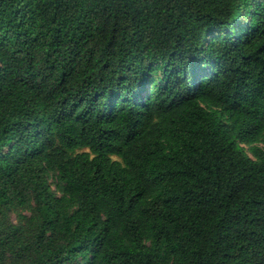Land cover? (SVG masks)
<instances>
[{
	"label": "trees",
	"instance_id": "16d2710c",
	"mask_svg": "<svg viewBox=\"0 0 264 264\" xmlns=\"http://www.w3.org/2000/svg\"><path fill=\"white\" fill-rule=\"evenodd\" d=\"M0 264H264V0H0Z\"/></svg>",
	"mask_w": 264,
	"mask_h": 264
}]
</instances>
